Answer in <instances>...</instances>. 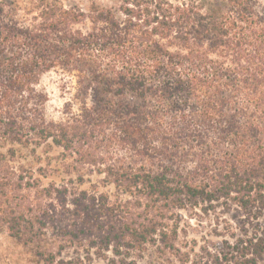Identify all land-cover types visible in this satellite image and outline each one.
Segmentation results:
<instances>
[{"label": "trees", "instance_id": "1", "mask_svg": "<svg viewBox=\"0 0 264 264\" xmlns=\"http://www.w3.org/2000/svg\"><path fill=\"white\" fill-rule=\"evenodd\" d=\"M50 70L74 79L81 103L58 121L37 88ZM15 144L56 147L61 178L40 183L15 161ZM5 146L0 231L36 264H84L82 254L96 264H145L146 254L157 264H264V8L0 0ZM218 203L235 205L244 229L186 260L178 215Z\"/></svg>", "mask_w": 264, "mask_h": 264}, {"label": "rangeland", "instance_id": "2", "mask_svg": "<svg viewBox=\"0 0 264 264\" xmlns=\"http://www.w3.org/2000/svg\"><path fill=\"white\" fill-rule=\"evenodd\" d=\"M7 3L17 1L27 4L30 0H4ZM85 0H65L66 4ZM101 4L110 5L113 0H97ZM264 8V0H258ZM37 88L47 95L44 104V114L47 119L58 121L72 113H76L81 107L80 97H73L75 92L74 79L60 70H50L44 73L37 84ZM89 99V98H88ZM86 100L89 102V100ZM15 161L24 165V168H32L33 174L42 184L52 180H59L62 176L57 166L59 150L51 145H42L32 152L33 145L15 144ZM7 147H0V152L6 151ZM93 181L85 182L84 187L97 181L96 175L91 176ZM87 179V178H85ZM99 185H102L98 182ZM110 187L102 186L99 189L109 190ZM214 207L207 212L198 208L184 209L178 215V244L181 253H188L186 260H199L205 256V250L216 253L220 250L224 241H231V233L239 234L244 229L242 215L235 205L212 204ZM66 257H74L71 251ZM84 264H96L101 260L92 254H82ZM184 258V256H183ZM158 258L146 254L143 258L145 264H157ZM264 263V256L262 257ZM0 264H36V260L28 247L23 246L9 237L5 231H0Z\"/></svg>", "mask_w": 264, "mask_h": 264}]
</instances>
